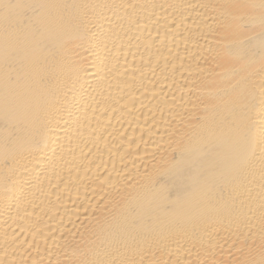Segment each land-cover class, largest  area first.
<instances>
[{
  "label": "bare ground",
  "instance_id": "1",
  "mask_svg": "<svg viewBox=\"0 0 264 264\" xmlns=\"http://www.w3.org/2000/svg\"><path fill=\"white\" fill-rule=\"evenodd\" d=\"M0 264H264V0H0Z\"/></svg>",
  "mask_w": 264,
  "mask_h": 264
}]
</instances>
